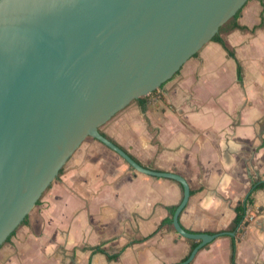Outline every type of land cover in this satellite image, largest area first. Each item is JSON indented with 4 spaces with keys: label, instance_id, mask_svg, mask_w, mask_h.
<instances>
[{
    "label": "crops",
    "instance_id": "1",
    "mask_svg": "<svg viewBox=\"0 0 264 264\" xmlns=\"http://www.w3.org/2000/svg\"><path fill=\"white\" fill-rule=\"evenodd\" d=\"M152 94L101 126L142 165L182 175L190 186L180 222L223 234L187 264H264V0L237 19ZM229 50L232 51V55ZM252 192V193H251ZM251 193L245 222L233 228ZM183 185L134 170L88 136L42 194L29 220L0 246V264H173L200 243L179 234L170 210ZM99 246L100 250L94 247Z\"/></svg>",
    "mask_w": 264,
    "mask_h": 264
},
{
    "label": "water",
    "instance_id": "2",
    "mask_svg": "<svg viewBox=\"0 0 264 264\" xmlns=\"http://www.w3.org/2000/svg\"><path fill=\"white\" fill-rule=\"evenodd\" d=\"M248 0H0V246L91 136L134 170L183 185L173 226L200 247L232 231L180 222L190 186L139 163L101 132L178 72Z\"/></svg>",
    "mask_w": 264,
    "mask_h": 264
},
{
    "label": "trees",
    "instance_id": "3",
    "mask_svg": "<svg viewBox=\"0 0 264 264\" xmlns=\"http://www.w3.org/2000/svg\"><path fill=\"white\" fill-rule=\"evenodd\" d=\"M244 7V6H243ZM242 9L241 8L232 18H230L225 24H223L220 29H219V32H217L212 40H217V41H220L221 43L225 44L224 43V40L223 38L220 36L221 35V32L224 30V29H228V28H234V27H239V28H246L245 25H242L238 22V18L239 16L241 15V12H242ZM230 54L232 55V51L229 50ZM197 53V52H196ZM195 53V54H196ZM180 71V70H179ZM178 71V72H179ZM178 72H176L174 75H176ZM157 89H155L154 91H152L150 94H152L153 92H155ZM141 98V97H139ZM101 132L106 135L102 130ZM63 171V167L60 169V172L58 174V176L62 173ZM57 176V177H58ZM261 185H264V182L262 183H258L255 185L254 188L258 187V186H261ZM252 193V192H251ZM251 193L249 194V196L246 198V200L244 202H242L238 208H237V216H236V219H235V222H234V229L237 228V227H241L242 224H244L245 222V213H246V208H247V204L252 202V197H251ZM41 198V197H40ZM40 198L39 200L37 201V203L40 201ZM177 206H172L170 207V210L172 213H174L175 209H176ZM29 220V214L24 218V220L22 221L21 224H25L27 223ZM173 221V217L172 216H169L167 218H165L161 225L165 224V223H171ZM15 233V231L12 232V234L9 235V237L7 238L10 239V237ZM95 250H100L101 248L99 246L97 247H94ZM236 251H237V245H236V239L233 237V245H232V254H231V264H237L236 263Z\"/></svg>",
    "mask_w": 264,
    "mask_h": 264
}]
</instances>
